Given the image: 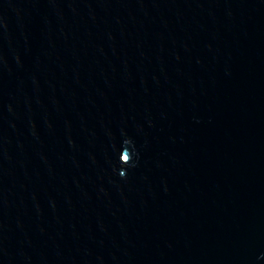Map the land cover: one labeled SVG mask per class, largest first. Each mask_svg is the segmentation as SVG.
<instances>
[{
	"label": "water",
	"instance_id": "water-1",
	"mask_svg": "<svg viewBox=\"0 0 264 264\" xmlns=\"http://www.w3.org/2000/svg\"><path fill=\"white\" fill-rule=\"evenodd\" d=\"M0 264H264V0H0Z\"/></svg>",
	"mask_w": 264,
	"mask_h": 264
}]
</instances>
